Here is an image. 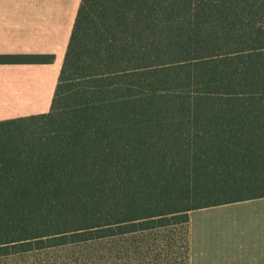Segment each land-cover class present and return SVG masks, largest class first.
Here are the masks:
<instances>
[{"label": "trees", "instance_id": "obj_1", "mask_svg": "<svg viewBox=\"0 0 264 264\" xmlns=\"http://www.w3.org/2000/svg\"><path fill=\"white\" fill-rule=\"evenodd\" d=\"M259 198L264 0H82L51 111L0 122V258L112 244L99 264H156L131 239Z\"/></svg>", "mask_w": 264, "mask_h": 264}, {"label": "crops", "instance_id": "obj_2", "mask_svg": "<svg viewBox=\"0 0 264 264\" xmlns=\"http://www.w3.org/2000/svg\"><path fill=\"white\" fill-rule=\"evenodd\" d=\"M82 0H0V55L49 64H0V122L51 111ZM189 264H264V198L190 212Z\"/></svg>", "mask_w": 264, "mask_h": 264}, {"label": "rangeland", "instance_id": "obj_3", "mask_svg": "<svg viewBox=\"0 0 264 264\" xmlns=\"http://www.w3.org/2000/svg\"><path fill=\"white\" fill-rule=\"evenodd\" d=\"M190 240L191 232L189 225L188 229L184 227H172L153 233H145L140 239L139 237L131 239V242L135 244L138 242V247L141 244L145 249L151 244L156 245V251L152 255V258L158 257L156 264H172V261L177 264H185L182 247L189 246V254L187 256L190 259ZM116 247H119V245H116ZM169 247H172V253L165 255L164 251L167 252ZM114 248L115 246L112 244H104L103 247L97 245L90 247L73 246L65 249L4 257L0 258V264H99V259L104 255L102 253L104 251H111ZM140 253L144 262H147L150 257L149 251L145 250ZM92 258H94L93 263L90 261Z\"/></svg>", "mask_w": 264, "mask_h": 264}]
</instances>
